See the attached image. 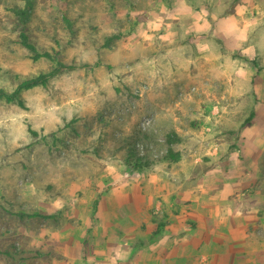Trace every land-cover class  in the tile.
Segmentation results:
<instances>
[{
    "label": "rangeland",
    "instance_id": "374dc122",
    "mask_svg": "<svg viewBox=\"0 0 264 264\" xmlns=\"http://www.w3.org/2000/svg\"><path fill=\"white\" fill-rule=\"evenodd\" d=\"M252 9L239 40L218 30ZM263 23L264 0H0V264L94 249L105 264V248L134 264L164 234L197 230L202 187L251 167ZM236 182L264 194L262 173ZM250 212L264 234V207Z\"/></svg>",
    "mask_w": 264,
    "mask_h": 264
},
{
    "label": "crops",
    "instance_id": "0c3cea01",
    "mask_svg": "<svg viewBox=\"0 0 264 264\" xmlns=\"http://www.w3.org/2000/svg\"><path fill=\"white\" fill-rule=\"evenodd\" d=\"M253 10L252 14L249 10L247 11L251 14L248 15V23L243 25L236 13L229 17L228 22L221 23L218 30L222 32L227 30L228 34L239 40V32L250 30L253 23L251 16L255 18L257 16L255 12H259V9ZM262 27L264 32V23ZM260 129H264V122L261 125L255 120L248 126L247 131H244L245 146L250 152L247 156L252 160L249 163L250 169H242L239 172L241 165L231 164L229 171L224 170L225 183L222 187H217L215 190L202 187L205 194L194 199L197 201L196 205L204 209L203 212L198 213L197 230L173 231L164 234L160 239L158 238V242L150 244L151 247H148L150 249L147 251L138 249L134 264H264V234L260 232L255 234L250 231L252 222L250 209L264 207V194L247 193L244 188L238 187L236 182L239 174L258 176L262 173L264 175V132H258ZM255 167L259 168L258 172L254 169ZM234 176H236L235 181L233 178H228ZM259 217H256L257 220H264V216L260 217L262 219ZM254 235L258 238L256 239ZM107 246L110 247V244ZM71 250L77 251V249ZM100 252L101 250L94 249L91 255L85 251L80 255V252L76 254L71 251L69 260L65 262L95 264V259L90 258L96 257ZM104 252L107 256L105 264H124L120 263L122 259L117 261L113 259L116 250L105 248ZM119 252L121 253V249ZM141 256L143 257L140 258Z\"/></svg>",
    "mask_w": 264,
    "mask_h": 264
},
{
    "label": "trees",
    "instance_id": "16d2710c",
    "mask_svg": "<svg viewBox=\"0 0 264 264\" xmlns=\"http://www.w3.org/2000/svg\"><path fill=\"white\" fill-rule=\"evenodd\" d=\"M29 10H27L24 14L26 16V13H28ZM46 81V77L45 76H40V77H36V78H32V79H29L27 80L24 85L26 86H34L36 84H40V83H45Z\"/></svg>",
    "mask_w": 264,
    "mask_h": 264
}]
</instances>
